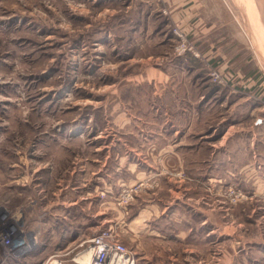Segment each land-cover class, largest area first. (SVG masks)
Wrapping results in <instances>:
<instances>
[{
	"label": "rangeland",
	"instance_id": "obj_1",
	"mask_svg": "<svg viewBox=\"0 0 264 264\" xmlns=\"http://www.w3.org/2000/svg\"><path fill=\"white\" fill-rule=\"evenodd\" d=\"M249 2L255 21L239 27L260 54L264 0ZM134 9V0H0V229L8 222L17 239L35 240L26 252L0 245V264L69 259L103 228L138 264H264V131L234 132L216 103L201 117L191 103L184 118L182 72L168 79L165 65L195 46L174 26L152 49L165 53L144 54ZM175 31L191 51L175 52ZM206 67L205 80L231 85Z\"/></svg>",
	"mask_w": 264,
	"mask_h": 264
},
{
	"label": "crops",
	"instance_id": "obj_2",
	"mask_svg": "<svg viewBox=\"0 0 264 264\" xmlns=\"http://www.w3.org/2000/svg\"><path fill=\"white\" fill-rule=\"evenodd\" d=\"M252 6L249 0H134V32L140 38L138 47L144 54L159 55L166 51L152 49H164L163 41L173 39L171 28L177 27L195 46V54L187 52L174 56L167 59L165 65L173 71L168 79H174L176 71L182 72L185 86L182 116L190 118L191 111L186 106L191 103H198V117L216 103L217 109L224 114L219 123L226 126L229 121L228 126H236L233 131L237 133L245 127L254 140L257 129L264 131V52L257 48L260 54L256 53L254 37L239 27V23L255 21ZM207 64L226 71L231 85L219 86L205 80ZM194 92L197 98L192 100ZM171 126L172 135L182 128L173 122ZM252 140L248 146L255 150ZM141 213L142 216L145 212ZM134 253L138 264V253Z\"/></svg>",
	"mask_w": 264,
	"mask_h": 264
},
{
	"label": "built area",
	"instance_id": "obj_3",
	"mask_svg": "<svg viewBox=\"0 0 264 264\" xmlns=\"http://www.w3.org/2000/svg\"><path fill=\"white\" fill-rule=\"evenodd\" d=\"M175 34L181 39V42L175 46L177 54L193 49L181 33L175 31ZM209 75L214 82L226 84V80L221 78L217 71L212 70ZM4 218V216L0 217L1 220ZM18 232L20 233L21 230L16 225L3 222L0 229V245L7 251L14 247L16 251L31 250L35 240L17 239ZM77 247L79 249L69 259L50 256L41 264H137L134 251L128 248L111 228L101 229ZM82 257H87V260H81Z\"/></svg>",
	"mask_w": 264,
	"mask_h": 264
},
{
	"label": "bare ground",
	"instance_id": "obj_4",
	"mask_svg": "<svg viewBox=\"0 0 264 264\" xmlns=\"http://www.w3.org/2000/svg\"><path fill=\"white\" fill-rule=\"evenodd\" d=\"M79 259H80V258H79ZM81 260H85V261H86V260H87V257H82V259H81Z\"/></svg>",
	"mask_w": 264,
	"mask_h": 264
}]
</instances>
